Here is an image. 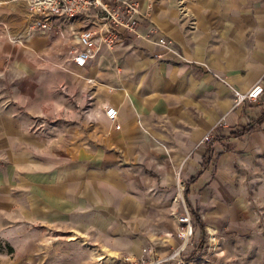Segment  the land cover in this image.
<instances>
[{
    "label": "crops",
    "instance_id": "0c3cea01",
    "mask_svg": "<svg viewBox=\"0 0 264 264\" xmlns=\"http://www.w3.org/2000/svg\"><path fill=\"white\" fill-rule=\"evenodd\" d=\"M136 1L170 48L93 39L78 67L90 18L29 32L0 0V221L28 227L30 264H116L169 255L182 203L221 264H264V0Z\"/></svg>",
    "mask_w": 264,
    "mask_h": 264
},
{
    "label": "built area",
    "instance_id": "2783aa9c",
    "mask_svg": "<svg viewBox=\"0 0 264 264\" xmlns=\"http://www.w3.org/2000/svg\"><path fill=\"white\" fill-rule=\"evenodd\" d=\"M27 14L29 16L28 31H45L52 26L56 19H66L74 15H83L90 18V25L76 34V41L81 49L72 53L71 61L75 66L81 67L89 59L91 41L98 39L99 43L106 48L112 47L121 39L122 35L133 38H142L156 46L170 48L171 42L163 35L157 33L153 25H147L143 33H139V21L133 16H141L138 12L136 0H24ZM191 0H176L178 8ZM145 17V16H144ZM143 17V18H144ZM260 84H255L245 92H233V103L238 104L243 100L254 101L260 94ZM105 117L112 123L114 129H118L116 122V109L111 106L103 108ZM209 135H204L202 140H207ZM183 212L176 217L180 224L176 235L181 242L168 256L160 260L152 261L147 259L148 250L141 249L140 256L135 258L124 257L118 264H155L169 259L174 254L179 255L183 247L188 244L191 234V217L183 206Z\"/></svg>",
    "mask_w": 264,
    "mask_h": 264
},
{
    "label": "rangeland",
    "instance_id": "374dc122",
    "mask_svg": "<svg viewBox=\"0 0 264 264\" xmlns=\"http://www.w3.org/2000/svg\"><path fill=\"white\" fill-rule=\"evenodd\" d=\"M180 204H181V213H182L184 208H183V204L182 203ZM197 228H202L201 222L199 221V223L195 224L194 219L191 218L190 239L188 244H186L183 247L178 257L175 254L169 259L161 262H157L155 264H178L179 262L187 261L190 259L192 264H221V262L223 261H221L220 259L221 254H220L219 240L211 239L210 241L209 240L205 241L203 235H201L197 231ZM29 235H30V231L27 226L23 227L20 223L14 221L1 220L0 221V264H30L28 258L22 255L23 253L25 254V252L28 251ZM45 235L47 236V233H44V236ZM78 252L80 253V251ZM78 252L76 249L73 250V253L75 255H77L76 253ZM147 259L152 261H157L160 260L161 258L155 256L150 257V255H147ZM234 262L235 261H229V264H235L236 262L235 263ZM41 263L44 264V261H41ZM96 263H98V261L95 262L94 260H87V259H85L83 262V264H96ZM118 263L119 262H117L116 264Z\"/></svg>",
    "mask_w": 264,
    "mask_h": 264
},
{
    "label": "trees",
    "instance_id": "16d2710c",
    "mask_svg": "<svg viewBox=\"0 0 264 264\" xmlns=\"http://www.w3.org/2000/svg\"><path fill=\"white\" fill-rule=\"evenodd\" d=\"M203 167V164L201 165V168ZM193 178L194 177H191L189 180H190V182L193 180ZM192 217H193V219H194V221H195V224L196 223H199V219H198V217H197V215H195L194 213L192 214ZM195 227V226H194ZM201 240V239H200Z\"/></svg>",
    "mask_w": 264,
    "mask_h": 264
},
{
    "label": "bare ground",
    "instance_id": "6f19581e",
    "mask_svg": "<svg viewBox=\"0 0 264 264\" xmlns=\"http://www.w3.org/2000/svg\"><path fill=\"white\" fill-rule=\"evenodd\" d=\"M178 199H180V197H178Z\"/></svg>",
    "mask_w": 264,
    "mask_h": 264
}]
</instances>
